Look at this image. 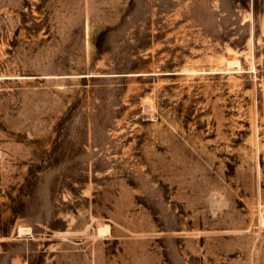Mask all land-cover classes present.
<instances>
[{
  "label": "rangeland",
  "instance_id": "1",
  "mask_svg": "<svg viewBox=\"0 0 264 264\" xmlns=\"http://www.w3.org/2000/svg\"><path fill=\"white\" fill-rule=\"evenodd\" d=\"M0 264H264V0H0Z\"/></svg>",
  "mask_w": 264,
  "mask_h": 264
}]
</instances>
